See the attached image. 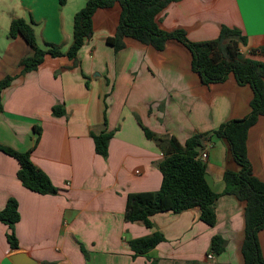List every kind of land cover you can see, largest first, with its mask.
<instances>
[{
	"label": "crops",
	"instance_id": "crops-1",
	"mask_svg": "<svg viewBox=\"0 0 264 264\" xmlns=\"http://www.w3.org/2000/svg\"><path fill=\"white\" fill-rule=\"evenodd\" d=\"M86 2L0 0V80L15 76L3 93L0 143L26 151L39 137L31 158L59 188L46 195L29 190L18 177V161L0 151V210L14 197L21 214L14 226L17 250L7 237L12 229L0 220V264H14L17 252L36 264H244L245 203L222 194L225 171L240 166L223 139L212 136L202 151L208 153L207 181L220 194L215 226L200 219L199 208L157 213L151 228L126 221L125 210L129 193L158 190L163 180V148L144 127L162 140L185 142L248 115L252 88L233 75L204 84L190 51L174 39L158 50L126 38V47L116 51L107 38L117 31L119 2L96 11L94 34L77 59L47 55L37 70L22 74L21 60L33 49L22 35L10 37L12 20L24 18L40 46L52 42L65 52L74 15ZM158 19L165 29H185L192 41L217 38L224 25L238 28L247 37L243 55L264 62V53L252 52L264 47V0H179ZM61 104L66 114L55 116L53 107ZM105 131L114 133L107 157L96 152L92 137ZM248 155L264 181V115L250 128ZM156 231L165 240L148 256H134L129 241ZM216 234L227 241L221 254L210 251ZM259 239L264 257V228Z\"/></svg>",
	"mask_w": 264,
	"mask_h": 264
},
{
	"label": "trees",
	"instance_id": "trees-1",
	"mask_svg": "<svg viewBox=\"0 0 264 264\" xmlns=\"http://www.w3.org/2000/svg\"><path fill=\"white\" fill-rule=\"evenodd\" d=\"M179 0H87L86 5L77 11L73 20V41L67 51L52 42L40 46L32 23L24 18L12 20L10 37L22 35L32 47L33 53L21 60L22 74L37 70L47 55L52 57L68 56L77 59L78 53L94 34V15L100 8L113 7L117 2L122 6L120 22L113 36L107 42L119 51L126 47V38L152 45L163 50L169 40L182 43L191 54V64L204 84L220 83L233 75L240 85H249L253 90L250 112L243 118L224 122L216 130L206 133H195L185 142L175 136L162 140L153 131L144 127L148 137L160 142L164 158L159 163L163 175L161 187L155 191L133 192L127 197L125 210L126 221L141 220L149 228L153 227L152 216L172 211L181 213L199 208L200 219L209 226L217 223L215 210L216 200L220 194L215 192L207 181L206 161L200 158L206 141L212 136L227 141L239 171L227 169L224 173L226 187L222 194H233L245 203V232L242 244L244 264H264L259 233L264 228V181L254 173L248 155V134L260 116L264 115V62L246 57L241 47L247 44V37L238 28L222 26L217 38L205 41H192L183 28L168 30L161 26L158 15L172 2ZM65 5L67 0H59ZM253 53H264V47L253 49ZM15 79L8 75L0 80V115L4 111V90ZM55 116L66 114L61 105L53 107ZM107 122V119H105ZM37 129V128H36ZM37 132L40 134L41 129ZM112 131L100 134L92 133L95 150L107 157ZM26 151H19L0 143V151L14 157L19 163L18 177L23 186L39 194H57L59 188L50 176L36 166L31 153L37 143ZM19 201L11 197L6 206L0 210V220L10 226L12 231L7 235L13 250L20 248L14 226L20 220ZM165 240L162 232L131 239L129 244L136 255H149L159 243ZM226 239L221 234L212 237L210 251L221 254L226 249ZM157 264V259L151 261Z\"/></svg>",
	"mask_w": 264,
	"mask_h": 264
},
{
	"label": "water",
	"instance_id": "water-1",
	"mask_svg": "<svg viewBox=\"0 0 264 264\" xmlns=\"http://www.w3.org/2000/svg\"><path fill=\"white\" fill-rule=\"evenodd\" d=\"M14 264H36V261L25 252H17L11 256Z\"/></svg>",
	"mask_w": 264,
	"mask_h": 264
},
{
	"label": "built area",
	"instance_id": "built-area-1",
	"mask_svg": "<svg viewBox=\"0 0 264 264\" xmlns=\"http://www.w3.org/2000/svg\"><path fill=\"white\" fill-rule=\"evenodd\" d=\"M200 158H201L202 160L206 161L207 158H208V153H207V152H203V153H201V154H200ZM209 257L212 258L213 255H212V254H209Z\"/></svg>",
	"mask_w": 264,
	"mask_h": 264
}]
</instances>
